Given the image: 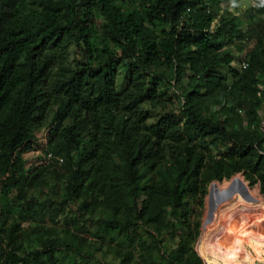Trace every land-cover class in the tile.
<instances>
[{"label":"trees","instance_id":"1","mask_svg":"<svg viewBox=\"0 0 264 264\" xmlns=\"http://www.w3.org/2000/svg\"><path fill=\"white\" fill-rule=\"evenodd\" d=\"M230 1L0 0V264H63L59 251L64 264H80L71 254L84 258L80 234L91 221L69 217L71 202L108 210L91 234L108 236L122 264H134L133 252L135 264H204L194 243L208 183L261 172L264 193V126L235 129L203 114L207 100L223 98L253 122L264 100V18H255L264 0L245 9V26L223 7ZM245 40L253 47L235 55ZM172 96L179 112L167 109ZM40 142L43 156L28 162ZM47 169L64 177L61 200L28 199ZM62 210L76 238L61 243L48 231L19 253L20 221L47 213L56 222Z\"/></svg>","mask_w":264,"mask_h":264},{"label":"rangeland","instance_id":"2","mask_svg":"<svg viewBox=\"0 0 264 264\" xmlns=\"http://www.w3.org/2000/svg\"><path fill=\"white\" fill-rule=\"evenodd\" d=\"M252 4H253L252 0H231L228 4H225V5L223 4V7L226 10H228L229 12H231L232 14L236 15L240 19L241 26H245L246 20L243 17V13H244L245 9H247V7L251 6ZM257 17L258 18H264V12H262L261 14L258 13V15L255 18H257ZM238 44L245 48L244 50L239 51V52H237L238 50L234 49L235 55H238V56L244 55L246 51L250 50L253 47V42H246V40L240 41V42L238 41L237 45ZM124 76L125 75L121 71L119 73V76H118L119 77L118 80L122 82V84L118 86L120 88H123V84L125 81ZM184 81H185V79H184ZM257 87L260 89V91H262V92L264 91V84H258ZM162 90H163L162 87H160V91H162ZM172 93H174L173 89H172V92L171 91L168 92L169 95ZM230 104H232L231 100H228L226 102V101H223V98L211 97L210 100H207L205 103V106L203 108V114L208 115V116L212 117L213 119H215L216 114L222 118H228L230 124L228 123L227 127H230V125H231L235 129L247 128V127L252 128L255 124L257 125V123L264 126V100H262L259 107L257 108V110H256L257 119L253 120V122H248L247 115L244 113V108L234 107V111L229 113L226 109L229 106H231ZM166 105H167V109L169 111H171L173 109L174 111L179 112L180 106H179V102L177 101V98H175V96H172L170 102L168 101L166 103ZM143 106L147 109H151V107L148 106L147 103L144 104ZM151 115H152V117L155 118L154 113H151ZM44 134H45V130H44ZM41 135H42V133H41ZM42 137H43V135L40 136V138H39L40 141L42 140ZM44 141H45V138H44ZM263 147H264V143H263ZM44 148H45V146H44L43 142H40L38 144V146L34 148L35 150L29 151L28 153L25 154L26 160L28 162H34L36 159L35 158L36 156H38V155L42 156L43 155ZM221 149H226V147H221ZM163 152H164L165 158L168 159L170 156H169V151L167 150V148ZM39 172L40 173L34 178L33 184L26 190L27 191L26 197L28 199L32 198V199H35V200L41 201V202H46V200L49 202L50 199L60 201L61 200L60 195H61L62 191H61V189H59V187L61 188L60 184H61L62 180L64 179L62 174L58 173L57 175L52 176L49 169L42 170ZM259 175H262V173L261 172H259V174L250 173L249 175H247L245 170L235 171L229 176H223L221 179L211 180L208 183V190H209L210 185L212 183H215L214 188L220 192H227L230 189L234 190L232 192L231 196L228 198L234 197L235 194H239L242 198H244L242 196L241 191L239 189H237V187H236L238 181H241L244 184V186L247 190V193L251 197L260 196L257 199H261V198L264 199V193L261 192V188H260L261 187V182H260L261 179L259 178L260 177ZM235 176L240 177V179H237ZM50 184L55 185V187L58 188V189H54V191H56L55 194L50 191V189H49ZM232 187H235V188H232ZM228 198H226V199H228ZM257 199H254V201H256ZM206 201H207V195L205 197V205H204V209H203V213H202V217H201V225H202V222H203L205 215H206V209H207L206 208ZM223 201L218 203L216 208H218V206ZM55 205H56V203H54V206ZM194 206L196 207V205H194ZM64 208L68 210V216L69 217H75L76 216L80 220L86 219V220L91 221L90 223L86 222L88 229L91 232L86 233V234H80V236H82L86 240V243H85L86 245L82 247V251H81V254L84 256V258L82 260H85V264H122L121 258H123V256H124L122 254V250L117 245H115L114 243H110L108 236L104 235V237L101 238V237H94L91 234L92 232H94L95 226H96L93 219H95L97 217L105 216L108 213V210L106 211V209H98V208H91V209L82 208L83 210H79V206H78L77 202H71L70 204H66V205H64ZM215 214H216V211H215ZM215 214H214V217H215ZM257 218H260V217L257 216ZM257 218L254 216L250 217V219L253 221L258 220ZM62 219H63V210L60 211V214L57 217L56 222L47 213L45 214V218L42 216V217L35 219V220L20 221V223L18 224V227H19L18 233H20V235H21L20 239L18 240V242L20 244V248H19L20 252L19 253H21L22 251L27 252L32 247L35 248L37 243L30 242V241L34 240L36 238V236L39 237L40 235H42V237H44V238L46 236L48 237V235H46L44 233L49 234L50 231H51V233L57 234V236L59 238L58 242H61V243L64 241L71 242L72 240H74L77 236V231L75 232L74 230H69V234H68L66 228L64 227V224L60 222ZM155 228H156V226L155 225L152 226V224L145 227L146 230H155ZM261 228L264 230L263 226H261ZM204 230H206V228L201 229V227H200V233H199V235H198V237L194 243V248H195L197 254L201 257L203 263L205 264L206 263V262H204L205 259H204L203 255L201 254V252H199L200 250L198 249V243H199L200 237L202 235V232ZM41 232H43V233H41ZM163 237H165V236L163 235ZM166 237H165V240L163 242L166 249L174 248L175 247L174 241L172 239L166 238ZM44 238H42V239H44ZM71 238H72V240H71ZM206 239H207L206 242H207V245L209 248V253H208L209 261H210V264H213V258H212V253H211L212 236L210 234L206 233ZM7 242H8V239L5 238L4 241L2 242V245L6 244ZM30 245H31V247H30ZM203 246L204 245L202 244L201 248H203ZM71 256H73L72 257L73 259H76L78 262H80V264H83L84 261L81 260L80 256H75L73 254H71ZM131 256H132V260H131L132 263H134V264L137 263L138 259H139L137 253L133 252ZM57 257H58V263L61 262L64 264L65 261L62 260L63 251L57 252ZM214 263L220 264L219 259L215 258ZM255 264H264V262H260V263L256 262Z\"/></svg>","mask_w":264,"mask_h":264},{"label":"bare ground","instance_id":"3","mask_svg":"<svg viewBox=\"0 0 264 264\" xmlns=\"http://www.w3.org/2000/svg\"><path fill=\"white\" fill-rule=\"evenodd\" d=\"M211 223L202 232L201 246L206 233L212 236L211 253L220 264H255L264 262V199L248 201L239 194L224 200ZM256 213H252L253 211ZM241 213V214H240ZM251 216H259L251 220Z\"/></svg>","mask_w":264,"mask_h":264},{"label":"water","instance_id":"4","mask_svg":"<svg viewBox=\"0 0 264 264\" xmlns=\"http://www.w3.org/2000/svg\"><path fill=\"white\" fill-rule=\"evenodd\" d=\"M214 187H215V183H212L210 185L208 193H207V201H206V208L207 209H206L205 218H204L202 225H201V229H205L206 226L213 220L218 203H220L221 201L230 197L232 192L234 191V190L230 189L227 192H220V191L216 190ZM236 187H237V189H239L241 191L242 196L246 200L254 201V199L247 193V190L241 181H238ZM232 188H235V187H232ZM253 212L255 213L256 211L254 210ZM254 217L257 218V216H254ZM257 219H259V218H257Z\"/></svg>","mask_w":264,"mask_h":264},{"label":"built area","instance_id":"5","mask_svg":"<svg viewBox=\"0 0 264 264\" xmlns=\"http://www.w3.org/2000/svg\"><path fill=\"white\" fill-rule=\"evenodd\" d=\"M242 65L245 66V63L242 64ZM52 157H53V155H52L50 152L46 153L45 156H44V158H45L46 160H49V159H51ZM59 160H60V159H59Z\"/></svg>","mask_w":264,"mask_h":264},{"label":"clouds","instance_id":"6","mask_svg":"<svg viewBox=\"0 0 264 264\" xmlns=\"http://www.w3.org/2000/svg\"><path fill=\"white\" fill-rule=\"evenodd\" d=\"M35 150V149H34ZM33 151V150H32ZM46 154V153H45ZM43 156V155H42ZM45 156V155H44ZM43 158V157H42ZM44 160H46L45 158H43ZM48 161V160H47Z\"/></svg>","mask_w":264,"mask_h":264}]
</instances>
